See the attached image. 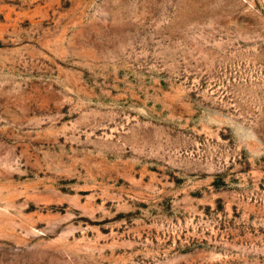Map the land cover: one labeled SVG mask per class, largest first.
<instances>
[{
  "label": "rangeland",
  "instance_id": "obj_1",
  "mask_svg": "<svg viewBox=\"0 0 264 264\" xmlns=\"http://www.w3.org/2000/svg\"><path fill=\"white\" fill-rule=\"evenodd\" d=\"M0 264H264V0H0Z\"/></svg>",
  "mask_w": 264,
  "mask_h": 264
}]
</instances>
